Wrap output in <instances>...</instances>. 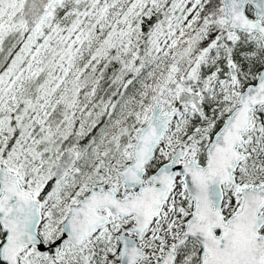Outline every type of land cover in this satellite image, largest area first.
<instances>
[{
	"label": "snow or ice",
	"instance_id": "6c2138e0",
	"mask_svg": "<svg viewBox=\"0 0 264 264\" xmlns=\"http://www.w3.org/2000/svg\"><path fill=\"white\" fill-rule=\"evenodd\" d=\"M0 264H264V0H0Z\"/></svg>",
	"mask_w": 264,
	"mask_h": 264
}]
</instances>
